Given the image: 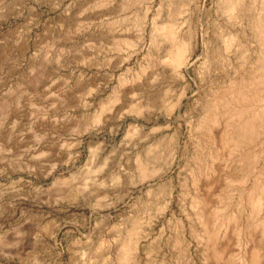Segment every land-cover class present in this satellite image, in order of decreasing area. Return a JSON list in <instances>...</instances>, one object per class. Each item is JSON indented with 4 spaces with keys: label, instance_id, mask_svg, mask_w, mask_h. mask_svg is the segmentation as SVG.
<instances>
[{
    "label": "rangeland",
    "instance_id": "374dc122",
    "mask_svg": "<svg viewBox=\"0 0 264 264\" xmlns=\"http://www.w3.org/2000/svg\"><path fill=\"white\" fill-rule=\"evenodd\" d=\"M261 2L0 0V264H121L136 232L135 264H264L263 138L201 127L256 68Z\"/></svg>",
    "mask_w": 264,
    "mask_h": 264
},
{
    "label": "bare ground",
    "instance_id": "6f19581e",
    "mask_svg": "<svg viewBox=\"0 0 264 264\" xmlns=\"http://www.w3.org/2000/svg\"><path fill=\"white\" fill-rule=\"evenodd\" d=\"M262 1L263 2L261 3L264 5V0ZM241 2L242 0H226L225 8H223L225 14H227L229 18H233V16L235 17L236 12H238V10L239 12L242 10V8H240ZM259 5L260 7L258 6L259 7V9H257L258 13L256 14V17H255L256 22L253 25L254 29L256 30V36L261 45L260 47L261 51L255 63L256 68L254 72L249 75V77H246V78L241 77L238 79L237 83L233 84L235 87H234L233 92H231L232 96L229 97V99L231 98L230 101H228L227 99L223 102H220L217 106L221 110L220 111L221 114L220 112L215 111V109L217 108L215 105L217 104H213V105L211 104L212 108L211 107L209 108L210 110L208 112V115L205 116V118H203V121L201 122L202 129L207 131L211 136H212V131H213L212 129L214 127L218 128L219 125L231 130L230 138L232 142L234 143L232 145H234L235 149L242 147L244 144L249 145V144L255 143L258 141V139L261 140V138H263V141H261L260 145L261 147H264V7L261 6V4ZM234 19L235 18H233V20ZM232 40L233 39L223 41L226 50H228L231 47L230 45H231ZM190 53H191V47L184 43H181L176 48V52L174 54V60H175V68L177 69L178 74L181 72L182 68L187 63ZM256 104L259 106L257 107ZM220 116H223L225 120L223 118L221 119ZM260 151L261 150H259V152ZM170 153L171 155L169 157V165L171 164L173 156H174V149H171ZM259 154H261V152L257 154L254 152L250 154H245L238 161L242 162L244 160V163L246 161L250 163L251 165L252 163H254V161L257 160L258 156H260ZM247 166L250 167L249 165ZM212 170L213 168L211 167V171ZM213 173L211 172V174ZM262 177H264V171H262L260 177L258 176L254 180V184L251 189L252 194L254 192L256 196V201L253 206L255 210L260 209V206L262 204V198H264V182L262 180ZM244 178H246V176L241 177L240 182L241 181L247 182L246 179ZM212 182H214V180ZM200 218L203 219V215ZM141 238L140 236L138 237V234L136 232L122 244L120 255H119V261L121 262V264H135L136 263V260L138 259V252L140 249Z\"/></svg>",
    "mask_w": 264,
    "mask_h": 264
}]
</instances>
